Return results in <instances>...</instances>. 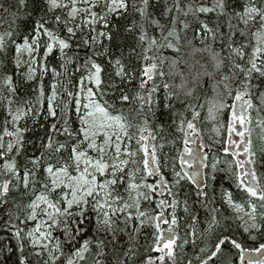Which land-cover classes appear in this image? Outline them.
<instances>
[{"label": "snow or ice", "instance_id": "6c2138e0", "mask_svg": "<svg viewBox=\"0 0 264 264\" xmlns=\"http://www.w3.org/2000/svg\"><path fill=\"white\" fill-rule=\"evenodd\" d=\"M0 106L15 264H245L234 232L264 236V0H0Z\"/></svg>", "mask_w": 264, "mask_h": 264}, {"label": "trees", "instance_id": "16d2710c", "mask_svg": "<svg viewBox=\"0 0 264 264\" xmlns=\"http://www.w3.org/2000/svg\"><path fill=\"white\" fill-rule=\"evenodd\" d=\"M11 2L13 4L18 3V0H11ZM163 2L164 0H161V8L163 7ZM15 10V9H13ZM159 11V10H157ZM138 19V17H137ZM203 22H206L209 24L210 27H215L216 25V17L214 16V14H209L207 17L201 16L200 18ZM224 18H221V21H223ZM132 20V16L129 15V17L127 19H119V20H115L114 21V26L112 27L111 31L113 34V39L112 41H107L105 40L104 43L105 45H107L112 53H115L116 55L120 54V51L123 50L125 55L127 54L128 48L129 46H131L134 41H133V37L125 32V26L129 23H131ZM193 28H198V23H193ZM184 35V34H182ZM187 39H192L193 36V32L190 29L187 32ZM196 46H201L199 44V41H194ZM190 51V49H186L185 52ZM185 58L187 59V56L185 55ZM198 58V57H197ZM99 63H101L102 65H104L106 67V70H110L107 68V58L106 57H100L99 58ZM165 70H167V67H165ZM45 83L47 84V80L45 81ZM28 86H25V90H27ZM133 91H135V86L133 85ZM209 96L212 95L211 90H209L208 93ZM162 99V94L159 97ZM229 103H231V101H228ZM203 115V114H202ZM228 113H225V116L223 118V121L226 123V118H227ZM255 112H253V116L255 117ZM3 119V108L2 106H0V121H2ZM164 120L165 123V134H170V138H177V143L179 144V134L178 133H173V129H174V125L171 126V128L168 127L170 120L167 117L162 118ZM199 127H200V131H201V136L203 137L204 143H209V137H215V132L212 131L213 128V124L209 123L206 120H202L199 122ZM41 132H36L35 135H41ZM29 135H32L31 133ZM227 137V132L223 131L222 132V138L224 140H226ZM254 139H255V135H254ZM193 148L197 147L196 144L191 145ZM165 151H169V147L165 148ZM221 158L223 159V154L221 153ZM223 165H221L222 167ZM218 175H223V173H218ZM211 183V181H210ZM193 186L188 185L187 183L185 184V191H189L192 190ZM180 215H183V213H180ZM152 231L151 228L145 227L142 232L141 235L139 236V242L141 245L140 248V252L143 253L146 250V246L151 243V239L149 237V233ZM181 236H183V229H181ZM234 235L237 239L241 240L244 243L245 246V264H247V259L248 257L251 255L257 259H264V256H262L260 253L256 252L255 249L259 246V243L264 240V236H259L258 235V239L257 241H252L251 239H249L247 237L246 234H243L241 231H236L234 232ZM6 244L8 246V248L12 249V252H0V264H15V260L16 257L19 256V251L17 250V242L16 240L12 237L11 231H4L3 229H0V245ZM191 245L188 246L187 248V252L189 255H191ZM153 255H156L155 253ZM224 258L227 260H231L232 264H240V260H239V253L238 250L235 249H231L229 251V249H225V253H224ZM134 264H138V262H134Z\"/></svg>", "mask_w": 264, "mask_h": 264}, {"label": "rangeland", "instance_id": "374dc122", "mask_svg": "<svg viewBox=\"0 0 264 264\" xmlns=\"http://www.w3.org/2000/svg\"><path fill=\"white\" fill-rule=\"evenodd\" d=\"M233 135H234V138H235V139H237V140L239 139V137H235V134H233ZM195 148H196V147H195Z\"/></svg>", "mask_w": 264, "mask_h": 264}]
</instances>
